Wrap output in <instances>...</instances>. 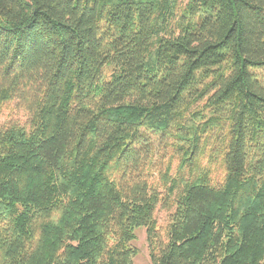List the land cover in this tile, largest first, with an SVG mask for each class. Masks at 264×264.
Masks as SVG:
<instances>
[{
  "label": "trees",
  "instance_id": "16d2710c",
  "mask_svg": "<svg viewBox=\"0 0 264 264\" xmlns=\"http://www.w3.org/2000/svg\"><path fill=\"white\" fill-rule=\"evenodd\" d=\"M6 108L0 264H264V0H0Z\"/></svg>",
  "mask_w": 264,
  "mask_h": 264
},
{
  "label": "rangeland",
  "instance_id": "374dc122",
  "mask_svg": "<svg viewBox=\"0 0 264 264\" xmlns=\"http://www.w3.org/2000/svg\"><path fill=\"white\" fill-rule=\"evenodd\" d=\"M16 108H6L0 116V121H3L6 118L14 117V118H22V114L18 113ZM154 217L160 226L161 230H165L168 222H169V211L166 209H162L157 207L154 211ZM136 237L130 242V246L135 248V252L132 256L131 264H152L148 254L147 248V234L145 227H138L135 229Z\"/></svg>",
  "mask_w": 264,
  "mask_h": 264
}]
</instances>
